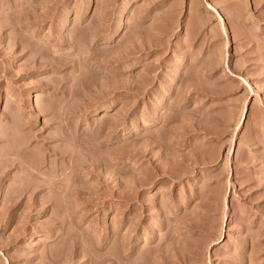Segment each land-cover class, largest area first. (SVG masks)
<instances>
[{
  "label": "rangeland",
  "instance_id": "obj_1",
  "mask_svg": "<svg viewBox=\"0 0 264 264\" xmlns=\"http://www.w3.org/2000/svg\"><path fill=\"white\" fill-rule=\"evenodd\" d=\"M0 264H264V0H0Z\"/></svg>",
  "mask_w": 264,
  "mask_h": 264
}]
</instances>
